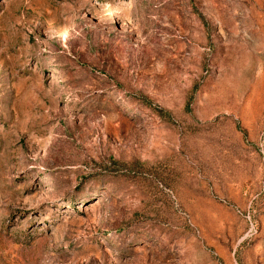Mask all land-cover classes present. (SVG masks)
<instances>
[{
    "label": "rangeland",
    "instance_id": "1",
    "mask_svg": "<svg viewBox=\"0 0 264 264\" xmlns=\"http://www.w3.org/2000/svg\"><path fill=\"white\" fill-rule=\"evenodd\" d=\"M0 264H264V0H0Z\"/></svg>",
    "mask_w": 264,
    "mask_h": 264
}]
</instances>
